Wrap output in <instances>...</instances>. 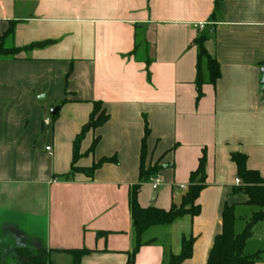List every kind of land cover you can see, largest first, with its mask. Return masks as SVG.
Masks as SVG:
<instances>
[{"label": "crops", "instance_id": "1", "mask_svg": "<svg viewBox=\"0 0 264 264\" xmlns=\"http://www.w3.org/2000/svg\"><path fill=\"white\" fill-rule=\"evenodd\" d=\"M216 1L0 0V50L12 22L17 26L6 49L53 42L0 59L4 250H45L51 264H74L70 251H88L81 264H129L137 243L130 192L139 181L146 123L147 166L161 168L162 183L157 189L143 184L140 206L166 212L179 206L186 192L180 187L189 186L203 156L206 188L197 201L200 215L149 229L133 264H170L184 238L195 242L183 264H207L226 205L234 208L236 235L262 211L235 192L232 155H246L247 168L264 182V0H221L212 19ZM201 24L221 78L216 86L204 85L198 101L193 42ZM98 102L110 120L87 132L81 155L96 138L100 142L77 167L104 158L117 163L103 165L92 178H66L74 142ZM244 252L260 253L255 264H264V221Z\"/></svg>", "mask_w": 264, "mask_h": 264}, {"label": "trees", "instance_id": "2", "mask_svg": "<svg viewBox=\"0 0 264 264\" xmlns=\"http://www.w3.org/2000/svg\"><path fill=\"white\" fill-rule=\"evenodd\" d=\"M220 7L221 0H217L212 19L216 18V14L220 10ZM16 26L17 23L12 22L9 30L1 39L2 48L0 50V59L14 57L23 52L35 49H41L53 43L45 42L34 44L25 49H6L3 44L8 38L13 36ZM209 34V31H202L193 42L197 51V74L195 85L198 91V101L202 98L203 86L207 84L216 86L221 78V71L218 62L206 49ZM139 38L138 33L136 34L134 55L137 49H139ZM147 64L149 66L150 61H147ZM66 103V100L63 101L57 109L59 110ZM56 117L57 115L54 116V118ZM109 120L110 115L103 107V104L99 102L95 103L88 125L83 129L82 133L74 142L72 169L70 175H67L66 178H70L79 173L92 178L103 165L117 163L115 158H104L94 164L91 168L84 169L77 167L78 162L84 156L95 152L100 142V138H96L89 152L84 156L81 155V144L87 132L89 130H97L103 127ZM149 135L150 129L146 123L145 137L142 140L139 181L132 187L130 192V211L134 222L137 243L136 248L131 255L129 264L134 263L137 251L144 245L141 242L142 236L149 229L157 226L172 225L185 217L194 218L199 216L201 208L197 204V201L202 191L206 188V158L203 156L199 162L197 170L190 175L189 186L179 206L173 207L168 212L156 208L143 209L138 202L139 192L143 184L149 182L151 178L158 177L161 171V168L158 166H147V139ZM247 159V156L241 153L232 155V162L236 165L238 178L242 182L241 186H239L235 192L244 194L248 197V206L261 208L262 211L255 214L247 223L242 234L236 235L234 231L236 222L234 208L226 205L222 214V233L215 239L207 264H255L257 258L260 256V253L253 256H246L244 252L247 242L252 237L254 228L257 224L264 221V182L257 171H252L247 168ZM194 242L193 238H184L182 241L181 253L177 256L172 255L170 258V264H183L185 261L190 260L193 256ZM146 244H149V242ZM4 252V255L0 254V264H51L45 250H41V253L37 254H34V249L32 248H15L12 252L7 250H4ZM70 253L74 258V264H81L82 258L88 253V251H70Z\"/></svg>", "mask_w": 264, "mask_h": 264}, {"label": "built area", "instance_id": "3", "mask_svg": "<svg viewBox=\"0 0 264 264\" xmlns=\"http://www.w3.org/2000/svg\"><path fill=\"white\" fill-rule=\"evenodd\" d=\"M205 28H206V24H201V25H200V30H201V31L205 30ZM51 150H52V149H51L50 147H47V148H46V151H47V152H51ZM149 182L153 185V187H154L155 189H157V188L161 185L162 180H161L159 177H154V178H151ZM241 184H242L241 180H240V179H237V180H236V185H237V186H241ZM180 188H181L182 190H187L188 187H186V186H181Z\"/></svg>", "mask_w": 264, "mask_h": 264}, {"label": "rangeland", "instance_id": "4", "mask_svg": "<svg viewBox=\"0 0 264 264\" xmlns=\"http://www.w3.org/2000/svg\"><path fill=\"white\" fill-rule=\"evenodd\" d=\"M165 229L164 227H161V228H156V229H153V230H151L149 233H147L146 234V237H149V238H151V237H153V235H154V233H156L157 231H159V229ZM1 239H4V240H1V241H3L4 243H5V241L7 242L8 240H7V237L5 238V237H2ZM31 248V247H30ZM33 249V248H32ZM38 252L36 251V250H34V254H37ZM0 254H2V255H4L5 254V252H4V245H2L1 244V242H0Z\"/></svg>", "mask_w": 264, "mask_h": 264}, {"label": "water", "instance_id": "5", "mask_svg": "<svg viewBox=\"0 0 264 264\" xmlns=\"http://www.w3.org/2000/svg\"><path fill=\"white\" fill-rule=\"evenodd\" d=\"M262 75H263V81H262V84L264 86V69H262ZM264 88V87H263ZM264 90V89H263ZM58 112V109H55L52 111V116H55ZM176 207V206H175Z\"/></svg>", "mask_w": 264, "mask_h": 264}]
</instances>
